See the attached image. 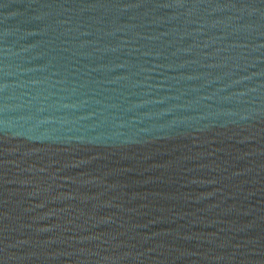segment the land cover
I'll return each mask as SVG.
<instances>
[{
    "label": "water",
    "instance_id": "water-1",
    "mask_svg": "<svg viewBox=\"0 0 264 264\" xmlns=\"http://www.w3.org/2000/svg\"><path fill=\"white\" fill-rule=\"evenodd\" d=\"M0 264H264V0H0Z\"/></svg>",
    "mask_w": 264,
    "mask_h": 264
}]
</instances>
